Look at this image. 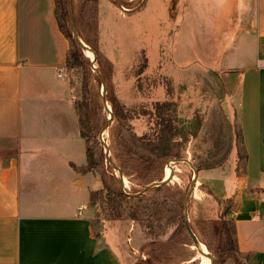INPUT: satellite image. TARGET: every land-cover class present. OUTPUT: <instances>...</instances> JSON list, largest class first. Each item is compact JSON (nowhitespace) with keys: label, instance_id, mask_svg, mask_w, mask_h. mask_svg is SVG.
<instances>
[{"label":"rangeland","instance_id":"1","mask_svg":"<svg viewBox=\"0 0 264 264\" xmlns=\"http://www.w3.org/2000/svg\"><path fill=\"white\" fill-rule=\"evenodd\" d=\"M118 1L127 10L115 0H70L69 5L77 35L97 57L82 48L80 65L71 68L65 63L64 70L74 90L81 132L91 142L96 139L104 153L96 170L84 171L86 154L83 164L71 163L80 174H89L84 177L89 198L81 205L91 216L92 233L111 237L130 264H236L225 255L216 262L207 247L215 246L211 221L221 217L230 221V204L211 195L201 172L226 161L231 173L236 156L232 144L238 158L243 149L238 130L232 133L225 118L227 70L209 67L198 44L191 46L196 55L186 46L198 40L199 32L204 39L199 20L208 22L206 5L203 0ZM67 3L57 0L59 20L76 41ZM156 102L171 104L170 115L178 126L173 155L160 162H154V155L139 140L150 132ZM112 164L122 171L125 197H113L105 188L120 190L121 175ZM193 167L198 172L186 216L205 256L186 231L182 209L195 180ZM173 169L174 176L160 190L152 186L138 196L130 195L151 182L169 179Z\"/></svg>","mask_w":264,"mask_h":264},{"label":"crops","instance_id":"2","mask_svg":"<svg viewBox=\"0 0 264 264\" xmlns=\"http://www.w3.org/2000/svg\"><path fill=\"white\" fill-rule=\"evenodd\" d=\"M203 4L204 39L199 32L186 46L227 70L225 118L243 156L232 144V172L224 161L202 182L229 202L246 264H264V0ZM68 49L55 0H0V264L131 263L111 237L92 233L87 210L77 212L90 190L89 174L71 167L85 162L86 147L65 78Z\"/></svg>","mask_w":264,"mask_h":264},{"label":"trees","instance_id":"3","mask_svg":"<svg viewBox=\"0 0 264 264\" xmlns=\"http://www.w3.org/2000/svg\"><path fill=\"white\" fill-rule=\"evenodd\" d=\"M56 2V17L59 23V28L63 34L67 37L69 41V49L66 54L65 63L69 67H78L80 61L83 57L82 48L80 47L77 41L71 39V37L63 30L62 25L59 20V13L57 11V0ZM73 99H75L74 90L71 91ZM77 108V106H76ZM171 113V104L167 102H156L153 106L151 112L153 123L150 128V132L142 134L139 136V140L150 150L154 155V162L163 161L170 156H172V145L175 141V137L178 134V126L175 123V120L170 115ZM82 136L85 138V147H86V156L87 164L83 168L84 171L96 170L97 161L103 157V148L98 146L99 142H91L87 134ZM101 176H103L101 174ZM166 184V183H165ZM155 186V190L158 191L162 188L163 185ZM106 190L109 194L116 198L125 197V193L120 189L113 190L109 186L105 185ZM125 195V196H124ZM115 201V198H113ZM210 232L215 237V246L211 248L207 245L208 249L213 253L216 262L221 256L225 255L230 257L236 264H246V261L249 258V254L241 255L237 248V241L235 237V224L231 219L230 221L225 218H219L211 221L210 223Z\"/></svg>","mask_w":264,"mask_h":264},{"label":"water","instance_id":"4","mask_svg":"<svg viewBox=\"0 0 264 264\" xmlns=\"http://www.w3.org/2000/svg\"><path fill=\"white\" fill-rule=\"evenodd\" d=\"M117 6L123 10H127L125 8L122 7V5L119 3L118 0H115ZM69 5H70V0H68V3H67V8H68V14H69V19H70V22H71V25H72V30H73V35H74V38L76 39V41L79 43V45L81 46V48L85 49V50H91L93 53L94 51L89 48L87 45H85L84 43L81 42V39L79 38V36L77 35V32L75 30V26H74V22H73V19L71 18V13H70V9H69ZM94 56H95V60H97V57H96V54L94 53ZM92 66H93V69H95V66H94V62H92ZM104 106L106 107V102H105V99H104ZM109 121V120H108ZM107 121V122H108ZM101 141H103V139L100 137ZM177 158H173V160H175ZM178 160V159H177ZM180 160L182 161H186L187 162V159L185 158H181ZM109 162H111L109 160ZM113 165V164H112ZM113 167L118 170V172L120 173L121 175V186H120V189L125 193V191L123 190V174H122V171L119 167H117L116 165H113ZM193 170H194V174H195V180L194 182L191 183L190 187L188 188L187 192H186V195L184 197V200H183V216H184V222H185V228H186V231L191 239V241L193 242V244L196 246V248L198 249V251L202 254V256H205V253L203 252V250L201 249V242L199 241V239L197 238V236L194 234L193 230L191 229L190 225L188 224L187 222V204H188V199H189V195H190V192L193 188V185L195 184L196 182V179H197V169L193 167ZM175 172V169H173V173L172 175L170 176L169 179H166L164 180V178L162 180H159V181H154V182H151L150 184H148L147 186H145L142 190H140L139 192L137 193H134V194H130L132 196H138L142 193H144L146 190H148L150 187L152 186H158V185H162V184H165L166 182H168L170 179H172V177L174 176ZM126 194V193H125Z\"/></svg>","mask_w":264,"mask_h":264},{"label":"built area","instance_id":"5","mask_svg":"<svg viewBox=\"0 0 264 264\" xmlns=\"http://www.w3.org/2000/svg\"><path fill=\"white\" fill-rule=\"evenodd\" d=\"M61 74H62L61 72L58 73V75H61ZM85 208H86L85 205H81V206H79L78 211H77L78 214H79V215H82L83 212L85 211Z\"/></svg>","mask_w":264,"mask_h":264},{"label":"bare ground","instance_id":"6","mask_svg":"<svg viewBox=\"0 0 264 264\" xmlns=\"http://www.w3.org/2000/svg\"><path fill=\"white\" fill-rule=\"evenodd\" d=\"M201 247L203 248V245H201Z\"/></svg>","mask_w":264,"mask_h":264}]
</instances>
